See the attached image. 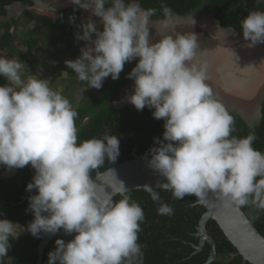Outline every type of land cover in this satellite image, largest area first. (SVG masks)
<instances>
[{"label": "clouds", "instance_id": "1", "mask_svg": "<svg viewBox=\"0 0 264 264\" xmlns=\"http://www.w3.org/2000/svg\"><path fill=\"white\" fill-rule=\"evenodd\" d=\"M70 3L102 24L98 30L89 18L75 34L86 46L65 64L79 81L99 90L106 78L119 79L125 64L137 61L126 77L134 81L126 99L137 111L148 108L154 119L164 121L162 139L154 138L156 146L145 156L146 166L166 181L160 188L174 200L195 196L203 201L211 193L224 208L264 211V152L253 147L255 133L233 135L234 118L207 83L208 64L195 62L198 35L170 34L174 14L166 4L161 5L163 18L153 21L157 10L142 8L139 0ZM240 30L248 47L264 44V10L248 12ZM217 31L235 35L231 28ZM25 66L0 56V77L6 81L0 86V166L34 169L26 191L37 194L28 198L26 211L33 220L26 230L37 238L60 230L76 233L67 243L55 240L48 264H144L138 243L145 220L142 207L131 199L124 181L101 189L92 177L106 161H117L118 136L105 132L78 142V113L69 100L50 87V80L38 74L25 77ZM142 188L158 203V215L174 213L156 189L148 184ZM19 231L16 223L0 219V264Z\"/></svg>", "mask_w": 264, "mask_h": 264}, {"label": "trees", "instance_id": "2", "mask_svg": "<svg viewBox=\"0 0 264 264\" xmlns=\"http://www.w3.org/2000/svg\"><path fill=\"white\" fill-rule=\"evenodd\" d=\"M37 0H0V56L15 57L25 63L24 76L41 74L50 78V87L67 98L73 109L78 113L76 127L78 129V142L101 138L105 132L117 135L120 140V155L114 164L108 161L97 169L104 172L108 168L131 160L132 153L144 157L148 150L155 147L154 138L162 139L163 120L152 117V111L145 108L137 111L130 103L122 109H114L111 102L118 101L129 85L131 79L127 75L135 67L137 61L126 63L119 79L112 80L109 76L102 87L94 93L85 82L78 80L76 74L66 67L65 61L75 60L81 53L77 46H71L75 34L80 32V25L76 19L83 9L73 6L57 14L55 21L32 11H25L15 18L8 19L9 8L15 4L23 7L35 6ZM142 8L156 9L152 18H163L161 5L166 4L178 17L189 15L193 11L207 9L213 14L221 28H231L235 34L242 35L240 22L254 10H264V3L258 0H139ZM110 5H106L108 7ZM69 17H74L69 22ZM32 24L33 29L25 31L27 25ZM45 27L43 30L42 27ZM100 30V29H98ZM47 32V36L45 35ZM19 33L24 34L23 39ZM82 34V33H81ZM43 36L50 38V47L55 48L60 41L68 42V46L59 50L60 58L48 60L45 66L35 61L36 53L41 51ZM54 36V37H53ZM94 38V37H93ZM16 40V44H14ZM71 44V45H70ZM24 49V51L21 50ZM63 51V53L61 52ZM30 56L32 57L30 59ZM52 71H49L48 68ZM43 79V78H42ZM6 81L0 77V86ZM81 97L76 99V93ZM234 118V136L244 137L255 133L257 139L253 147L264 152V97L260 104L259 117L256 120L244 119L235 110L228 111ZM15 175L2 177L8 171L0 166V219H7L20 226L19 235L10 239L11 245L3 264H35L37 261L36 246L42 239L34 237L26 230V226L33 220L28 208V198L37 194L35 190L26 191V185L32 181L34 169L30 165L23 169H15ZM96 170L92 173L95 177ZM161 201L170 204L174 213L171 216L158 215V203L154 202L145 190H135L128 194L131 199L140 204L145 220L141 224L138 243L144 252V264H205L210 251V245L204 243L201 250H197L198 238L195 237L199 220L204 213L203 207L196 204L192 196L183 200H174L170 191L157 190ZM119 195L116 199H120ZM247 218L252 220L255 229L264 237V211L258 212L254 207L240 208ZM206 232L215 243L216 257L210 264H249L243 262L236 253V249L225 238L217 224L209 220L206 223ZM61 231V230H60ZM54 238L45 246L41 264H48V253L55 250Z\"/></svg>", "mask_w": 264, "mask_h": 264}, {"label": "water", "instance_id": "3", "mask_svg": "<svg viewBox=\"0 0 264 264\" xmlns=\"http://www.w3.org/2000/svg\"><path fill=\"white\" fill-rule=\"evenodd\" d=\"M15 6L19 7V4H15ZM206 20L209 22L207 23ZM204 22L207 23V26H203L201 25V23H198L202 27V29L208 31V27L210 26L211 28H213L212 31H216L218 33L217 36H219V31L217 30L221 27L216 20L214 21L209 17L208 19H205ZM241 36L243 39V34ZM239 37L240 35H237V41H239ZM216 39L220 40L219 37H216ZM227 44H225L224 41L222 42V54L228 55L229 57L228 59H225L223 61V64H221L220 67L218 66L219 73L221 72L222 65H225V62L246 54V52H236ZM221 49H219V51ZM253 79L256 81L255 77H251L250 79V75H248L245 81H250ZM221 81L223 83L225 91L228 92L230 91V89H235L228 88L225 84V79L221 78ZM118 107L121 106L115 105V108ZM228 107L230 109L235 108L232 105H228ZM132 156L133 158L131 160H126L124 162L118 163L108 168L104 172H98L96 170L95 177L93 179L95 180L97 185L101 189H103L109 182H113L119 179L124 181L129 192L135 190H143L142 186L145 184L150 185L156 190L161 189L160 185L166 183V181H164L163 178L159 177L157 173L146 166V159L144 157L136 155L135 152H133ZM15 173L16 170H11V172L7 173L4 176L9 177L14 175ZM192 197H194V199L196 200L195 196ZM196 204L203 207L204 209V213L202 214L198 223L197 237L199 238V247H196V249L198 251L201 250V247L203 246L205 241L210 245L209 256L205 264H210L216 257L215 243L207 234L205 228L206 223L209 220H212L217 224L225 238L236 249V253L242 258V261L244 263L247 262L249 264H264V237L255 229L252 224V220L247 218L240 207L232 206L229 208H224L211 193H209L208 197L203 201L196 200ZM75 235L76 233L65 234L63 230L57 232V234L55 235L43 234L42 239L36 246L37 261L35 264H41L43 250L50 240L59 238L63 239L65 243H67L71 241Z\"/></svg>", "mask_w": 264, "mask_h": 264}, {"label": "rangeland", "instance_id": "4", "mask_svg": "<svg viewBox=\"0 0 264 264\" xmlns=\"http://www.w3.org/2000/svg\"><path fill=\"white\" fill-rule=\"evenodd\" d=\"M37 4L35 7H31V8H26V9H22L18 6H13L11 8H9V16H12L11 18H15L18 17L19 15H21L23 12L25 11H32L35 12L39 15H43L48 17L49 19H51L52 21L56 20V11L57 9L60 8H64L67 5H69L70 0H37L36 1ZM205 15H210V13H206ZM211 18L212 20L215 21V19L210 15V16H205V17H200L199 22L198 23H202L203 26H207V23L209 21H207V23L205 22H201L200 20L204 21L205 19ZM89 18H91L92 20H94L97 24V28L102 30V24H100L99 22V18L97 17H91L90 12H86L83 17H80L76 23L78 24H83L86 23ZM1 20V19H0ZM197 23V24H198ZM25 31H30L31 29H33V25L32 24H28L27 25V29H25V27L23 28ZM42 29L44 30L45 27L43 26ZM213 28H211L210 26L208 27V31L205 30L206 32H204L208 37H207V42L208 45L212 46V49H210L207 52H204L203 54H198L197 57L199 60H201L202 62H205L206 59L209 60L210 62H212L213 65H217V66H221V64H223V61L225 59H228L227 56L225 54H222L223 50L222 48V42L224 41L226 44L228 43L230 48L235 50L236 52H240V53H244L246 52V54L251 55L254 59H257L256 63L257 65L254 67L252 73L250 74V79L251 77H255L256 81L250 80V81H245L243 84L239 85L238 87H235V89H230V91H225L224 90V86H222V81L218 80V78L216 79L215 77H213L212 79L215 80L214 82V94L216 96L217 99H219V101L221 103L226 104V106L228 107V105H232L235 108L233 110H235L238 114H240L244 119L247 120H256L259 117V110H260V104L261 101L264 97V44H257L253 47H248V44L250 43L249 41H245L244 39H242V36L240 35L239 37V41H237V35L239 34H235L234 33H229V32H220L219 31V36H217V32L215 37H213L215 34L214 31H212ZM195 32L198 37H197V42L199 43V40L202 36V33H200L198 30H196L195 28H191L188 27L187 23H186V18L181 20H176L174 21V30L171 31L170 34L172 35H176V34H189L191 32ZM212 33V35H211ZM45 35L47 36V32L45 31ZM154 39L155 36L153 34H151ZM230 35V36H228ZM43 36L42 39V44L40 45V49L41 51H39L38 53H36V57H35V61H37L38 63L48 66L47 61L50 60H56L57 58H60L58 55L59 50L64 49L65 47L68 46V42H64V41H60L59 45H56L55 48L50 47V38ZM228 36L226 39L225 37ZM19 37H21L23 39L24 34L19 33ZM54 37V36H53ZM216 37H219L220 40L216 39ZM160 38V37H159ZM156 38V39H159ZM14 44H16V40L14 42ZM72 44V45H71ZM71 46H77L79 48V50H81L82 48H84L85 42L84 41H77L76 39H74L71 42ZM227 44V45H228ZM219 49H221L219 51ZM22 51H24L23 48H21ZM63 53V51H61ZM225 55V56H223ZM204 56V57H203ZM212 56V57H211ZM225 57V58H224ZM229 57V56H228ZM256 57V58H255ZM32 57L30 56V59ZM205 58V61L204 59ZM220 58V59H219ZM259 58V59H258ZM9 59H15V57H11ZM28 60H25L24 64L27 63ZM223 66V65H222ZM49 71H52L50 66L48 68ZM23 74L25 73V70L22 69ZM222 73V72H220ZM219 76H221V78H223V75L220 74ZM212 77V76H211ZM41 79H48L50 80V78L48 77H44L41 74ZM134 81L132 80V83H130L126 89L124 90V92L122 93L120 99L116 102H113L115 105L118 104V102H122L126 99L127 96H129V93L133 90L134 88ZM83 91L80 90L79 92L76 93V99L81 97V92ZM94 93H96L97 91L94 89L93 90ZM260 97V98H259ZM11 172V170L6 171L2 177H5L4 175H6L7 173ZM20 230V227H19Z\"/></svg>", "mask_w": 264, "mask_h": 264}, {"label": "flooded vegetation", "instance_id": "5", "mask_svg": "<svg viewBox=\"0 0 264 264\" xmlns=\"http://www.w3.org/2000/svg\"><path fill=\"white\" fill-rule=\"evenodd\" d=\"M36 4H37V2H36ZM36 4H35V6H36ZM35 6H33V7H35ZM73 6H76V5H73V4H71V3H69V5H67L66 7H64V8H60V9H57V11H56V18H57V14H58V12H60V11H62V10H64V9H67V8H70V7H73ZM87 11H85V10H83L82 12H81V14L78 16V18L76 19V21L80 18V17H83V15L86 13ZM209 11L207 10V9H201V10H196V11H193V12H191L189 15H187V16H184V17H178L177 15H174V21H176V20H181L182 21V19H184V18H186V23H187V25H188V27H191V28H195L196 30H198L200 33H202V36H201V38H200V40H199V48L197 49V55L198 54H203L204 52H207V51H209L210 49H212V46H210V45H208V42H207V35L204 33V32H206L204 29H202V27L199 25V24H197L198 22H199V19H200V17H205V16H212L213 18H214V16H213V14L212 13H210V15H205L206 13H208ZM10 14V13H9ZM12 16H9L8 15V19H10ZM153 21H156V20H154L153 19ZM194 22V23H193ZM202 25V24H201ZM150 34H153L154 36H155V39L156 38H159L160 37V34L157 32L156 33V35H155V30L154 29H151L150 30ZM204 57V56H203ZM206 58H208V60H209V57H206ZM204 59V61H205V58H203ZM207 59H206V63L208 64V81H207V83L212 87V89H213V91L215 90V88H214V82H215V80L214 79H212L213 77H215L216 79L218 78V80L220 81L221 80V76H219V70H218V66L217 65H213L212 64V62H210V61H208ZM196 63H201L202 61L201 60H199L198 59V57H196V61H195ZM218 72V73H217ZM212 76V77H211ZM130 83H132V80L129 82V84ZM134 84V83H133ZM223 84V83H222ZM223 86V85H222ZM133 94V90L129 93V96L130 95H132ZM219 100V99H218ZM128 102H127V99H125L124 101H122V102H118V104H117V106L118 105H120L121 107H118V108H115V104L113 103V102H111V105H112V107L114 108V109H122V108H125V107H127L128 106ZM223 105H224V107L227 109V111H231V110H233V109H230L229 107H227L226 106V104H224V103H222ZM252 120V119H251ZM135 152V151H134ZM133 154V153H132ZM136 154V153H135ZM197 229H198V227H197ZM197 232H198V230L196 231V233H195V237L196 238H198L197 237ZM199 239V238H198ZM204 243H207L206 241L204 242ZM204 245V244H203ZM197 247H199V240H198V245H197ZM203 247V246H202ZM201 247V248H202Z\"/></svg>", "mask_w": 264, "mask_h": 264}, {"label": "bare ground", "instance_id": "6", "mask_svg": "<svg viewBox=\"0 0 264 264\" xmlns=\"http://www.w3.org/2000/svg\"><path fill=\"white\" fill-rule=\"evenodd\" d=\"M201 22H204V21H201ZM256 61L257 59H254L251 55L243 54L238 58L225 62L224 63L225 65L221 67V72H222L221 74L223 75V79H225V84L227 85V87L235 88L243 84L246 78L248 77V75L252 73L255 65H257Z\"/></svg>", "mask_w": 264, "mask_h": 264}]
</instances>
